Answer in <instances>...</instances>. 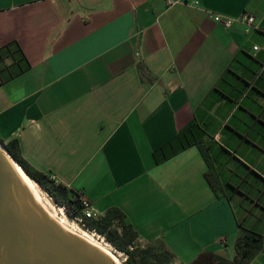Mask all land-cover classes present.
I'll use <instances>...</instances> for the list:
<instances>
[{
	"label": "crops",
	"instance_id": "crops-1",
	"mask_svg": "<svg viewBox=\"0 0 264 264\" xmlns=\"http://www.w3.org/2000/svg\"><path fill=\"white\" fill-rule=\"evenodd\" d=\"M184 132L204 141L219 195L197 144L157 161ZM0 138L97 218L119 208L171 264L232 261L246 232L257 264L264 0H0Z\"/></svg>",
	"mask_w": 264,
	"mask_h": 264
},
{
	"label": "water",
	"instance_id": "water-1",
	"mask_svg": "<svg viewBox=\"0 0 264 264\" xmlns=\"http://www.w3.org/2000/svg\"><path fill=\"white\" fill-rule=\"evenodd\" d=\"M13 161L0 141V264H116L50 217L39 188Z\"/></svg>",
	"mask_w": 264,
	"mask_h": 264
},
{
	"label": "trees",
	"instance_id": "trees-1",
	"mask_svg": "<svg viewBox=\"0 0 264 264\" xmlns=\"http://www.w3.org/2000/svg\"><path fill=\"white\" fill-rule=\"evenodd\" d=\"M0 141L5 145L14 160L22 166L25 172L32 177L37 182V185L45 190L57 204L65 206L72 217H82L84 215L82 203L77 198L71 196L65 185L56 183L47 173L36 169L23 157L18 140H11L6 143L0 138ZM191 144H197L201 150L209 166V170L206 173L207 179L215 193L219 195L218 186L220 181L218 175L214 171L213 162L209 156L208 149L204 141L202 139H197L195 135L192 137L188 132H184L177 136L155 154L157 161H161ZM210 173H212L211 177L209 176ZM69 206H71V209ZM114 222H118L119 227L122 229L121 232L110 229ZM84 224L87 229L104 235L113 246L122 252H128V248L138 241L137 231L133 228L132 224L125 221V214L116 207L110 208L101 218H85ZM262 246L263 242L261 237L251 232H246L238 238L236 243V256L232 261H227V264L248 263L253 255L262 249ZM151 253H153V256ZM151 256L154 258H151ZM143 258L153 260V264H171L174 255L170 251H158L150 246L149 251L145 252ZM217 260H223V258L211 252H203L191 264H213V262Z\"/></svg>",
	"mask_w": 264,
	"mask_h": 264
},
{
	"label": "bare ground",
	"instance_id": "bare-ground-1",
	"mask_svg": "<svg viewBox=\"0 0 264 264\" xmlns=\"http://www.w3.org/2000/svg\"><path fill=\"white\" fill-rule=\"evenodd\" d=\"M13 163L16 166H18L23 172V174L39 188L37 183L25 172V170L22 168V166L19 163H17L15 160L13 161ZM39 193H40V198L44 206L46 207L49 216L52 217L55 221H57L65 230L80 236L81 238L85 239L92 245L98 247L103 252L108 254L116 264H122L120 257L114 252L113 247H111L106 242H104L102 236L94 232L91 231L89 232L87 230L82 229L75 221H71L67 217L66 212L62 206L54 207L50 202L46 201L43 194L41 193L40 188H39Z\"/></svg>",
	"mask_w": 264,
	"mask_h": 264
},
{
	"label": "rangeland",
	"instance_id": "rangeland-1",
	"mask_svg": "<svg viewBox=\"0 0 264 264\" xmlns=\"http://www.w3.org/2000/svg\"><path fill=\"white\" fill-rule=\"evenodd\" d=\"M40 190H41V193L43 194L44 198L46 199V201L50 202L54 207H58V206H62V205H59L57 204L52 198L51 196L45 191L43 190L40 186H39ZM63 209L65 210L66 212V215L67 217L71 220V221H75L82 229L84 230H87V231H91V232H94L100 236H102V239L104 240V242H106L108 245H110L111 247H113L114 249V252L120 257V260H121V263L122 264H137V263H140V264H153V260H149V259H144V255H145V252L149 251V247L148 245L146 244H142L141 242H136L134 243L133 245H131L129 248H128V252H122V251H119L115 246H113L108 240L107 238L104 236V235H101L99 234L98 232L96 231H93V230H89L87 229V227H84L82 226L78 221L75 220V217H72L68 210L65 208V206H62ZM70 209H71V206H69ZM70 211V210H69ZM62 216V215H60ZM111 230H118V231H122V229L119 227L118 225V222H114L112 224V226L110 227ZM151 255L153 256V253H151ZM130 256V258H129ZM151 258H154L152 257ZM263 257H260L258 258L257 260V264L261 263L263 261ZM225 260V261H224ZM227 259L223 258V260H217V261H214L213 264H227Z\"/></svg>",
	"mask_w": 264,
	"mask_h": 264
},
{
	"label": "built area",
	"instance_id": "built-area-1",
	"mask_svg": "<svg viewBox=\"0 0 264 264\" xmlns=\"http://www.w3.org/2000/svg\"><path fill=\"white\" fill-rule=\"evenodd\" d=\"M213 18H214V20L216 22L221 23L222 25H224V27H227V28L231 27L233 25L234 21H235V19H232V18H224L220 14H214ZM240 20L242 22H244L248 27H257V28H259L255 24V20H256L255 16L252 13L248 12V11H245V12L242 13V15L240 17ZM50 178L55 181V177L51 176ZM77 199L83 205V213H84V215L82 217H75V220L78 221L82 226L85 227L84 219L85 218H97V214L90 208L89 202L84 197L79 196V197H77Z\"/></svg>",
	"mask_w": 264,
	"mask_h": 264
}]
</instances>
